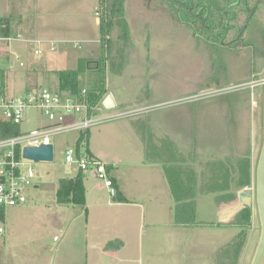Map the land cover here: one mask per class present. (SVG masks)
<instances>
[{
    "label": "rangeland",
    "instance_id": "rangeland-1",
    "mask_svg": "<svg viewBox=\"0 0 264 264\" xmlns=\"http://www.w3.org/2000/svg\"><path fill=\"white\" fill-rule=\"evenodd\" d=\"M5 1L0 0V15L4 13ZM95 3L96 11L85 12L75 1L44 0L40 6L36 0H27L23 9L28 17L25 21L22 16H7L10 37L17 38L0 46V67L8 70L5 74L8 92L24 96L39 87L58 91L62 73L80 71L82 89H103L102 101L112 93L118 104L117 108L107 110L101 103L98 115L144 109L138 116L163 119L161 125H165L162 127L165 130L158 134L162 140L159 145L153 144L156 148L160 146L161 151L155 159L174 170L188 169L199 176L194 192L188 194L194 195L188 201L197 204L196 218L194 224L186 225L187 233L179 232L176 244L160 243L157 247L145 244V264H166L169 259L171 264H252L261 237L256 168L264 140V85L254 89L231 85L257 80L261 83L263 79V72L254 70V56H264V11L258 17L262 23L253 20L256 29L247 40L252 48L227 55L229 73L211 76L213 60L203 54L198 38L189 37L193 32L185 28H181L184 35L180 36L171 21V12L158 11L156 0H95ZM26 40L45 41L44 53L36 55V47ZM12 58H18L14 66L8 65ZM222 60L215 59V63ZM20 62L25 66L21 67ZM216 81L228 82L230 86H196ZM206 93L212 95L203 98ZM138 116L109 120L93 127L91 149L105 157L117 155L124 163H135L136 143L143 147L140 134L138 137L130 134L131 119ZM38 121L37 112H29L22 130L36 129ZM124 125L128 133L123 137L117 129ZM151 125L154 127L153 122ZM158 127L146 133L157 137ZM79 135L74 132L53 137L54 161L32 163L40 173L38 188L27 191L25 205L6 210L0 264H85L86 217L82 206L60 205L56 199L59 181L78 174L66 165L65 151L75 145ZM140 157L144 158L142 153ZM151 159L148 155V163H157ZM246 160L252 167V185L241 191L253 192V205L245 207L251 210V215L242 219L244 209L231 220L224 219L221 217L226 212L224 208L240 204L241 191L235 187L239 174L237 177L235 172ZM215 163L221 164L225 175L230 174L229 191L235 194L225 206L217 202L221 194L209 189ZM136 172L126 171V181ZM204 172L209 177L203 176ZM85 183L88 188L91 186V181ZM185 184L188 189L193 188L189 182ZM102 220L99 231H91L89 226V240L109 229L104 221L109 224L111 221ZM146 221H150L149 216ZM236 242L242 244L237 245L238 250ZM88 261L93 264L91 253ZM112 263L113 259L102 261Z\"/></svg>",
    "mask_w": 264,
    "mask_h": 264
},
{
    "label": "crops",
    "instance_id": "crops-1",
    "mask_svg": "<svg viewBox=\"0 0 264 264\" xmlns=\"http://www.w3.org/2000/svg\"><path fill=\"white\" fill-rule=\"evenodd\" d=\"M26 1L6 0L2 11L4 13L0 15V22L3 21L5 25H9V18L7 16L13 15L22 16L25 21L28 18L23 13L24 6H27L25 5ZM36 1L41 6L44 0ZM73 1L78 2L80 9L83 8L85 12L97 10L95 0H68V3ZM0 68L5 73L8 72L5 67ZM131 120L133 124H131L132 129L130 134H136L137 137L140 134L138 138L143 145L141 149L136 143V148L133 151L135 163H124V161L117 158V155L105 157L99 154V152L95 153L90 146L94 135L91 131L89 133L90 152L95 158L109 164L111 175L114 178L119 193L118 197L125 198L126 201L121 202L116 198L112 199L107 196L108 191L104 184L99 183L97 178L95 179V176L92 174H89L90 176L84 175L87 183L91 181L89 188L85 183L86 205L82 206V211L86 217V226L83 232L85 237L84 243L87 245L85 264H89V253H91L93 264H102V261L107 259H111V262L113 259L112 264H145L143 256L145 244L152 247H157L160 243L171 246L177 243L180 231H183V233H187L188 231L185 228L186 225L179 226L175 218L176 199L172 191V180H176V174L180 170H174L158 158L155 159V156L160 155L161 151L160 146L156 148L153 144L159 145L162 140L158 134L165 130L162 129L165 125H161V123H164L163 119L154 120L152 118L148 119L147 116H138V118H132ZM152 122L154 123V127L151 125ZM156 125H159L155 130V136L157 137L149 136L146 131L155 128ZM117 130L124 137L127 132L126 125ZM149 144L152 146L148 147ZM141 153L145 159L140 157ZM148 155L151 156L152 161L157 163H148ZM131 169L135 172L137 171L139 175L136 172L135 176L130 177L126 181V171H130ZM143 174L145 177H143ZM206 175L209 177V174H205L204 172L203 176ZM145 178L146 180H144ZM181 178L182 180L188 179L186 175ZM198 178L199 176L197 175ZM148 216L150 221L147 222ZM102 219L111 221V224L104 221L109 229L105 233H101V235H104L101 236L99 234V237L95 236L96 234L92 232L91 234L95 237H91L89 240V226H92L91 231H99L98 226ZM100 259L102 260L100 261ZM171 263L170 259L166 261V264Z\"/></svg>",
    "mask_w": 264,
    "mask_h": 264
},
{
    "label": "built area",
    "instance_id": "built-area-1",
    "mask_svg": "<svg viewBox=\"0 0 264 264\" xmlns=\"http://www.w3.org/2000/svg\"><path fill=\"white\" fill-rule=\"evenodd\" d=\"M13 40L17 38L0 36V46L9 45ZM26 41L36 47V55L44 53L45 41ZM17 59H10L8 64L14 66ZM20 66L24 67L25 64L20 62ZM5 74L0 68V238L6 234V210L25 205L28 201L27 191L38 188L37 180L40 173L32 166V163L37 162L24 157L25 148L53 145V137L74 132L80 134L75 145L65 151L66 165L77 170L78 173L92 174L104 183L109 196L112 199L116 198L118 190L111 175V168L109 164L92 155L88 148L87 137L93 127L109 120L138 116L145 110L100 116L97 110L101 103L92 105L87 100V89H82L77 96L59 90L51 91L45 87L34 89L24 96L11 95L8 92ZM259 82L258 80L249 82L243 88L254 89L259 84H264L263 80ZM31 111H36L38 114V127L31 131H23L22 125L28 121V114ZM5 124L20 126L21 133L2 137ZM55 240L57 241L58 238L56 237Z\"/></svg>",
    "mask_w": 264,
    "mask_h": 264
},
{
    "label": "flooded vegetation",
    "instance_id": "flooded-vegetation-1",
    "mask_svg": "<svg viewBox=\"0 0 264 264\" xmlns=\"http://www.w3.org/2000/svg\"><path fill=\"white\" fill-rule=\"evenodd\" d=\"M156 6L158 11L167 9L166 11L171 12V21L178 28L180 36L184 35L181 28H185L186 31L193 32V35L187 34L189 37L198 38L203 54L213 60L211 76H225L230 68L225 60L226 56L252 48V44L247 40L251 31L256 29L255 22H261L258 17L264 11V0H156ZM255 57L254 70L258 72V60L264 59V56L257 55V62ZM215 59L223 60L222 63L216 64ZM196 86L230 85L228 82L216 81L211 85ZM229 89L233 90L235 87ZM210 95L212 94L206 93L203 98Z\"/></svg>",
    "mask_w": 264,
    "mask_h": 264
},
{
    "label": "trees",
    "instance_id": "trees-1",
    "mask_svg": "<svg viewBox=\"0 0 264 264\" xmlns=\"http://www.w3.org/2000/svg\"><path fill=\"white\" fill-rule=\"evenodd\" d=\"M120 7H122V3H119ZM118 11L122 12V9L119 8ZM104 35V34H103ZM0 36H11V30L9 28V25H5L3 21L0 22ZM79 72H67L62 73L60 76V88L59 91L71 93L73 95H79L81 93L82 87L79 86ZM5 76V75H4ZM105 79V78H104ZM103 89H93L88 90L87 100L90 101L92 105L100 104L102 103L103 98ZM5 130L2 132V137H9L14 135H19L21 133V127L15 126L12 124H5ZM88 142V148H89V134L87 137ZM90 150V149H89ZM214 168L212 169V177L210 182V191L211 192H218L220 195V198L217 200L222 206L230 204L235 194L229 191L231 189L230 187V174H224L219 166L221 164L215 163L212 165ZM251 163L249 160L244 161V163L240 166H238L236 173V176L238 178V182L236 184V189L239 191L246 189L252 185V169H251ZM221 171H220V170ZM184 169H181L176 174V180H172V191L174 193L175 199H176V208H175V218L176 223L178 225H190L194 224L196 218V207L197 204L195 201H188L189 199H194V195L191 194L188 195L190 192H194V187L197 186V176L196 173L188 170L183 171ZM185 174L187 176V181L182 180V175ZM237 177L234 179L236 180ZM225 181V182H224ZM186 182H189L190 187H193L191 189H188L189 187L185 185ZM223 182L225 184H223ZM177 183L178 186H175ZM178 187V189H177ZM119 193L116 197L119 201H126L125 198H119ZM189 198V199H188ZM57 203L60 205H76V206H85L86 205V186H85V176L83 173H78L76 176L71 178H63L59 181V188L56 194ZM251 215V210L249 208H245V210L240 214V217L242 219H248ZM237 243V242H236ZM240 243L235 244L234 246L238 250V246ZM242 244L240 245V247ZM224 252V250H223ZM222 252V253H223ZM239 253V251H238Z\"/></svg>",
    "mask_w": 264,
    "mask_h": 264
},
{
    "label": "water",
    "instance_id": "water-1",
    "mask_svg": "<svg viewBox=\"0 0 264 264\" xmlns=\"http://www.w3.org/2000/svg\"><path fill=\"white\" fill-rule=\"evenodd\" d=\"M258 69L257 71L263 72V81H264V59L258 60ZM264 85V84H263ZM102 105L107 110H113L117 108V103L114 99L112 93H109L107 97L102 101ZM264 109V102H263ZM264 136V132H263ZM24 157L35 162H52L54 161V146L53 145H42L40 147H27L24 150ZM238 200L240 204L229 205L224 208L225 214H222L221 217H225L231 220L245 207H251L253 205V192L248 189L246 191H241L238 194ZM256 204L259 213V219L261 224V237L259 244L253 258L252 264H263L264 261V140L261 154L259 156L257 168H256ZM231 209V210H230ZM229 210V211H228Z\"/></svg>",
    "mask_w": 264,
    "mask_h": 264
}]
</instances>
